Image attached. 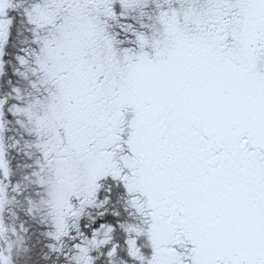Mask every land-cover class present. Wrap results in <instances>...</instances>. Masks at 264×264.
I'll return each instance as SVG.
<instances>
[{"label": "snow or ice", "instance_id": "1", "mask_svg": "<svg viewBox=\"0 0 264 264\" xmlns=\"http://www.w3.org/2000/svg\"><path fill=\"white\" fill-rule=\"evenodd\" d=\"M0 264H264V0H0Z\"/></svg>", "mask_w": 264, "mask_h": 264}]
</instances>
